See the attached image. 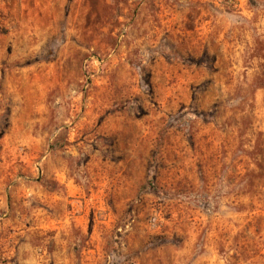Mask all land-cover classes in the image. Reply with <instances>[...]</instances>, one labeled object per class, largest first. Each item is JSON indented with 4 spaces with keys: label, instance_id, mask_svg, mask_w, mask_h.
I'll use <instances>...</instances> for the list:
<instances>
[{
    "label": "rangeland",
    "instance_id": "374dc122",
    "mask_svg": "<svg viewBox=\"0 0 264 264\" xmlns=\"http://www.w3.org/2000/svg\"><path fill=\"white\" fill-rule=\"evenodd\" d=\"M0 264H264V0H0Z\"/></svg>",
    "mask_w": 264,
    "mask_h": 264
}]
</instances>
